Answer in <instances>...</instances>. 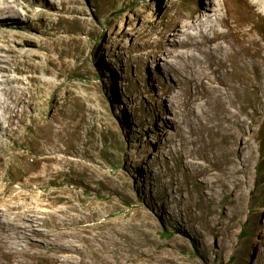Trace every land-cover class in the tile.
I'll return each mask as SVG.
<instances>
[{"label": "rangeland", "instance_id": "obj_1", "mask_svg": "<svg viewBox=\"0 0 264 264\" xmlns=\"http://www.w3.org/2000/svg\"><path fill=\"white\" fill-rule=\"evenodd\" d=\"M230 1L264 32V0ZM221 2L15 0L20 25L0 50V221L30 206L45 230L68 199L140 248L116 264H264V106L241 115L225 187L185 174L173 151L169 67L181 33L205 29Z\"/></svg>", "mask_w": 264, "mask_h": 264}, {"label": "bare ground", "instance_id": "obj_2", "mask_svg": "<svg viewBox=\"0 0 264 264\" xmlns=\"http://www.w3.org/2000/svg\"><path fill=\"white\" fill-rule=\"evenodd\" d=\"M16 14L15 0H0L4 52L16 37L5 27L20 25ZM204 22L206 28L195 34L181 33L186 36L178 43L184 49L174 53L179 66L169 67L175 79L167 84V99L177 118L173 131L177 163L187 175H207L212 189L227 186L238 170L231 144L242 132L241 115H253L264 106V32L252 13L240 11L230 0H222L196 25ZM66 202L67 207L41 220L47 224L45 230L35 228L39 222L29 214L33 207L9 206L5 214L10 221H0V264H116L141 256L140 248L122 245L103 222L95 221L98 214L82 213Z\"/></svg>", "mask_w": 264, "mask_h": 264}, {"label": "trees", "instance_id": "obj_3", "mask_svg": "<svg viewBox=\"0 0 264 264\" xmlns=\"http://www.w3.org/2000/svg\"><path fill=\"white\" fill-rule=\"evenodd\" d=\"M245 235V234H244ZM242 236H243V233H242Z\"/></svg>", "mask_w": 264, "mask_h": 264}]
</instances>
